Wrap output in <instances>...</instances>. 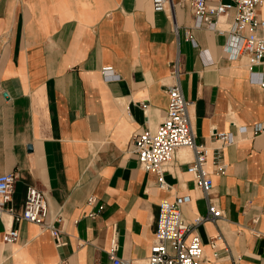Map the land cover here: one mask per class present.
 Returning <instances> with one entry per match:
<instances>
[{"label":"crops","instance_id":"obj_1","mask_svg":"<svg viewBox=\"0 0 264 264\" xmlns=\"http://www.w3.org/2000/svg\"><path fill=\"white\" fill-rule=\"evenodd\" d=\"M173 3L158 12L152 0H0V175H17L12 213L0 220V264H114V240L117 258L148 264L163 200L183 199L190 222L207 214L188 171L191 149L178 150L164 188L134 152L137 136L167 114L175 62L225 216L194 232L202 264H264V62L251 66L227 34L198 27L190 0ZM235 15L234 6L217 26ZM29 186L62 217L63 246L39 225L14 221ZM10 228L19 231L13 244L4 241Z\"/></svg>","mask_w":264,"mask_h":264},{"label":"built area","instance_id":"obj_2","mask_svg":"<svg viewBox=\"0 0 264 264\" xmlns=\"http://www.w3.org/2000/svg\"><path fill=\"white\" fill-rule=\"evenodd\" d=\"M174 0H152L155 11H164L173 5ZM236 8L235 19L232 23H226L227 28H219L217 25L222 18H226L233 5L223 3L222 0H190L193 7L198 27L215 30L221 34H227L230 44L234 46L236 55H245L251 66H258L264 62V19L259 16V9L263 0H232ZM174 29L177 25L174 22ZM112 71V67L103 68V72ZM174 84L168 88L169 104L167 114L163 122L156 130L142 132L134 142V152L139 156L142 168L155 172L158 176L159 186L164 188L166 183L163 176L168 166L176 159L179 149L189 148L194 157L188 171L194 176L196 185L202 190L208 202L206 215H199L193 221L184 218L181 210L183 199L175 202L163 200L160 204V212L157 222L154 244L148 264H202L204 251L199 237L194 233L196 228L211 221L217 223L222 220L224 212L212 199L214 182L207 170L209 148L196 142L192 120L189 112V103L184 97L181 84L178 62L172 65ZM264 87V82L262 83ZM263 126L257 127V132H262ZM214 137L224 144L234 141L232 133H217ZM218 171L224 174L226 166L217 165ZM17 179L16 173L0 175V220L6 212L12 213L8 204L12 200L14 185ZM94 206L96 199L91 197L88 202ZM102 209V208H101ZM100 212V211H99ZM91 215H94L92 212ZM14 221L31 222L48 230L55 240L56 246L65 244L63 231L60 224L62 217H51L47 194L44 190L35 186H29L22 214H14ZM256 221V219H255ZM193 235L188 241V238ZM19 239V231L14 228L7 229L4 233V241L13 244ZM223 240L221 234L210 238V245L217 249L218 242ZM117 242L113 241L111 255L114 264H133L130 260H121L115 256Z\"/></svg>","mask_w":264,"mask_h":264}]
</instances>
